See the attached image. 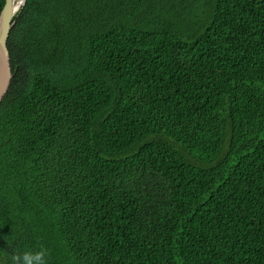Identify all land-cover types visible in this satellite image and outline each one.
I'll list each match as a JSON object with an SVG mask.
<instances>
[{
  "label": "trees",
  "instance_id": "obj_1",
  "mask_svg": "<svg viewBox=\"0 0 264 264\" xmlns=\"http://www.w3.org/2000/svg\"><path fill=\"white\" fill-rule=\"evenodd\" d=\"M13 22L0 264H264V0H25Z\"/></svg>",
  "mask_w": 264,
  "mask_h": 264
},
{
  "label": "water",
  "instance_id": "obj_2",
  "mask_svg": "<svg viewBox=\"0 0 264 264\" xmlns=\"http://www.w3.org/2000/svg\"><path fill=\"white\" fill-rule=\"evenodd\" d=\"M24 3L20 7H22ZM6 7L7 0H4V5L0 11V103L7 94L13 77L7 41L14 23L13 18L20 8L16 9L14 6V0H11V18L7 23H4L2 17Z\"/></svg>",
  "mask_w": 264,
  "mask_h": 264
},
{
  "label": "clouds",
  "instance_id": "obj_3",
  "mask_svg": "<svg viewBox=\"0 0 264 264\" xmlns=\"http://www.w3.org/2000/svg\"><path fill=\"white\" fill-rule=\"evenodd\" d=\"M47 250L41 248L38 251H26L23 253L13 254L10 258V264H47Z\"/></svg>",
  "mask_w": 264,
  "mask_h": 264
},
{
  "label": "snow or ice",
  "instance_id": "obj_4",
  "mask_svg": "<svg viewBox=\"0 0 264 264\" xmlns=\"http://www.w3.org/2000/svg\"><path fill=\"white\" fill-rule=\"evenodd\" d=\"M21 4L24 3V0H20ZM11 11H12V8H11V0H7V7L3 13V21L4 23H7L9 21V19L11 18Z\"/></svg>",
  "mask_w": 264,
  "mask_h": 264
},
{
  "label": "bare ground",
  "instance_id": "obj_5",
  "mask_svg": "<svg viewBox=\"0 0 264 264\" xmlns=\"http://www.w3.org/2000/svg\"><path fill=\"white\" fill-rule=\"evenodd\" d=\"M21 5L22 4H21L20 0H14V6L16 9H18Z\"/></svg>",
  "mask_w": 264,
  "mask_h": 264
}]
</instances>
